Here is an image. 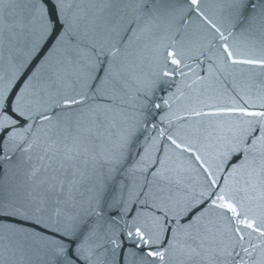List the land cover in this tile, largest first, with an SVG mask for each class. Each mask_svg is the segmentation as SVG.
Instances as JSON below:
<instances>
[{
    "label": "snow or ice",
    "instance_id": "snow-or-ice-1",
    "mask_svg": "<svg viewBox=\"0 0 264 264\" xmlns=\"http://www.w3.org/2000/svg\"><path fill=\"white\" fill-rule=\"evenodd\" d=\"M0 264H264V0H0Z\"/></svg>",
    "mask_w": 264,
    "mask_h": 264
}]
</instances>
